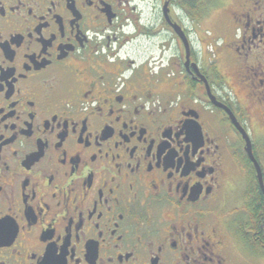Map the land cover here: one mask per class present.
Masks as SVG:
<instances>
[{
  "label": "flooded vegetation",
  "instance_id": "af4514ba",
  "mask_svg": "<svg viewBox=\"0 0 264 264\" xmlns=\"http://www.w3.org/2000/svg\"><path fill=\"white\" fill-rule=\"evenodd\" d=\"M206 7L0 0V264H257L264 193L206 83L259 164L264 0Z\"/></svg>",
  "mask_w": 264,
  "mask_h": 264
},
{
  "label": "trees",
  "instance_id": "16d2710c",
  "mask_svg": "<svg viewBox=\"0 0 264 264\" xmlns=\"http://www.w3.org/2000/svg\"><path fill=\"white\" fill-rule=\"evenodd\" d=\"M211 1H213V0H198V10H197V14H196L197 19L200 20L205 15L206 10H207L206 5H209ZM251 176H252V173H251L250 177ZM256 188L257 187L255 184L254 178L250 179L248 181V186H247V198L248 199H255V200L261 199L262 203H264L263 202L264 197L260 193H257ZM250 224L252 225L253 229L254 228L256 229V227L258 229V226H260V225L264 226V223L260 222V221H252V222H250ZM246 241L250 244V246H252L257 251H260L263 248L261 252L264 253V247L262 246V244L264 245V232H263V235L261 236L260 239H257V240L246 239Z\"/></svg>",
  "mask_w": 264,
  "mask_h": 264
},
{
  "label": "water",
  "instance_id": "95a60500",
  "mask_svg": "<svg viewBox=\"0 0 264 264\" xmlns=\"http://www.w3.org/2000/svg\"><path fill=\"white\" fill-rule=\"evenodd\" d=\"M206 87L208 90V95L210 98V101L217 107H223L225 109V111L227 112V114L229 115L232 124L235 126L236 129H238V131L240 132L242 138L244 139L245 142V146H244V150L248 155V158L250 159V161L253 163L254 168H255V172H256V178L258 181V184L260 186V189L262 190V192L264 193V182H263V175H262V170L260 165L258 164V162L256 161V159L253 156L252 153V145H251V141L250 138L247 134V132L245 131V129L243 127L240 126V124L236 121L235 117L233 116V114L231 113V111L224 107L221 103L217 102L214 97L209 93V89H208V85L206 83Z\"/></svg>",
  "mask_w": 264,
  "mask_h": 264
},
{
  "label": "rangeland",
  "instance_id": "374dc122",
  "mask_svg": "<svg viewBox=\"0 0 264 264\" xmlns=\"http://www.w3.org/2000/svg\"><path fill=\"white\" fill-rule=\"evenodd\" d=\"M212 24H214L213 21H206L203 23V27L204 28H211L212 27ZM229 69L225 66L222 67V71H224L225 73L228 71ZM255 131V130H254ZM254 140V143L256 145V151H257V156H258V161H259V164L264 172V138H255L253 139ZM254 261L257 263V264H264V254L263 255H260V256H256Z\"/></svg>",
  "mask_w": 264,
  "mask_h": 264
},
{
  "label": "bare ground",
  "instance_id": "6f19581e",
  "mask_svg": "<svg viewBox=\"0 0 264 264\" xmlns=\"http://www.w3.org/2000/svg\"><path fill=\"white\" fill-rule=\"evenodd\" d=\"M264 182V181H263Z\"/></svg>",
  "mask_w": 264,
  "mask_h": 264
}]
</instances>
